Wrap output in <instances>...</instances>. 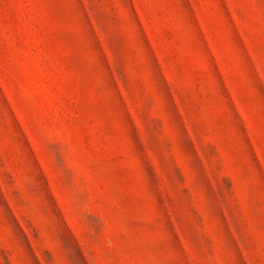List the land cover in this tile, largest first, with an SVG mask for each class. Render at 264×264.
Segmentation results:
<instances>
[{
	"label": "rangeland",
	"instance_id": "obj_1",
	"mask_svg": "<svg viewBox=\"0 0 264 264\" xmlns=\"http://www.w3.org/2000/svg\"><path fill=\"white\" fill-rule=\"evenodd\" d=\"M0 264H264V0H0Z\"/></svg>",
	"mask_w": 264,
	"mask_h": 264
}]
</instances>
